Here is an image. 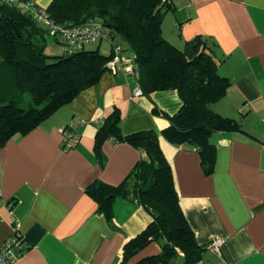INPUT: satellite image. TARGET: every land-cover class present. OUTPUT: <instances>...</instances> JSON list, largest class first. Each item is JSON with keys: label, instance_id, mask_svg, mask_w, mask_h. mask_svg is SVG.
Here are the masks:
<instances>
[{"label": "crops", "instance_id": "obj_1", "mask_svg": "<svg viewBox=\"0 0 264 264\" xmlns=\"http://www.w3.org/2000/svg\"><path fill=\"white\" fill-rule=\"evenodd\" d=\"M162 1L174 6L164 14V36L181 48L197 35L208 38L218 72L229 81L212 108L237 125L211 134L213 172H205L195 146L171 143L161 133L170 125L165 114L182 107L176 89L133 96L139 75L106 70L32 131L0 145V246L15 234L25 239V252L13 264H122L125 244L152 221L137 200L117 197L110 223L87 191L97 180L118 185L146 157L113 139L97 154L96 133L115 109L124 137L159 133L197 241L223 238L221 253L208 250L197 264H264V0ZM51 2L38 0L43 7ZM102 43L94 44L100 50ZM67 126L79 141L64 150L59 130ZM147 256L143 249L126 264Z\"/></svg>", "mask_w": 264, "mask_h": 264}, {"label": "trees", "instance_id": "obj_2", "mask_svg": "<svg viewBox=\"0 0 264 264\" xmlns=\"http://www.w3.org/2000/svg\"><path fill=\"white\" fill-rule=\"evenodd\" d=\"M172 8L162 0H52L46 7L57 23L77 25L97 20L110 28L112 37L120 33L129 44L128 49H123L137 55L139 83L144 92L171 88L179 92L182 107L173 115L165 114L170 125L161 133L171 143L195 146L205 172L210 174L216 159L211 134L237 125L234 119L208 107L225 94L229 81L218 72V63L208 51V38L197 35L179 48L164 37V14ZM47 34L19 4L0 3V145L17 133L32 131L54 110L95 85L114 53V46L108 55L85 46L74 53L64 51L55 56L47 51ZM54 43L59 44L56 40ZM26 93L33 95L29 108L22 106ZM154 111L162 113L157 107ZM120 122L119 109L102 122L95 136L97 154L107 139H113L143 149L146 157L140 158L118 185L97 180L87 191L110 223L115 218L116 198L130 193L152 215L148 226L125 244L122 264L158 240L164 243L161 253L147 256L138 264H172L180 253L183 264H197L208 251L209 242L197 241L181 208L159 133L146 130L124 137Z\"/></svg>", "mask_w": 264, "mask_h": 264}, {"label": "built area", "instance_id": "obj_3", "mask_svg": "<svg viewBox=\"0 0 264 264\" xmlns=\"http://www.w3.org/2000/svg\"><path fill=\"white\" fill-rule=\"evenodd\" d=\"M0 3L7 5L19 4L23 10L31 14L42 27H44L52 39L63 46L66 53H74L88 44L97 43L107 38L112 40L110 28L97 20H89L77 25H66L52 20L46 7L39 5L38 0H0ZM113 56L107 62V70L117 73L123 70L132 75H140V68L136 63V53L133 50L127 52L122 45H114ZM144 90L139 82L134 86L132 95L141 96ZM69 126H72L70 124ZM67 127L59 131L63 135L61 146L64 150L73 148L79 141L75 131L68 130ZM223 238L214 237L209 241L208 250L221 253ZM25 252V239L21 234H15L7 239L0 246V264H13Z\"/></svg>", "mask_w": 264, "mask_h": 264}, {"label": "rangeland", "instance_id": "obj_4", "mask_svg": "<svg viewBox=\"0 0 264 264\" xmlns=\"http://www.w3.org/2000/svg\"><path fill=\"white\" fill-rule=\"evenodd\" d=\"M177 34L179 35V31L177 32ZM47 36H48V38H47L48 39L47 51L49 53L55 55V56L56 55L59 56V55L63 54L64 53L63 46L61 44L54 43V40L51 38V36L49 34H47ZM113 36L114 37H113L112 40L107 39V38L102 39L103 43H102V46L100 48V52H102L103 54L108 55L112 51V47L114 45H122V47L128 49L129 44L126 41V39L120 33H114ZM165 38H167V37H165ZM171 38H172V36L168 35V40L170 42L174 43L173 41L170 40ZM97 48H98V44H94V43H91V44L86 46L87 50H92V49H97ZM179 48H181V47H179ZM23 95H25V97H24V103H23L22 106L24 108H29L33 104V99H32L33 95L28 94V93L23 94ZM131 196L132 195L130 193L129 196L126 197V198H130L131 199ZM146 218H147V216H146ZM148 224H149V221L147 220L146 221V225L144 227H141L139 229V231H137L136 235L138 233H140L141 231H143L148 226ZM163 244H164L163 241H160V240L152 241L144 248V250H146V253L150 254V255L159 254L162 251ZM156 264H161V262L156 263ZM172 264H183V260L176 258V259L173 260Z\"/></svg>", "mask_w": 264, "mask_h": 264}, {"label": "water", "instance_id": "obj_5", "mask_svg": "<svg viewBox=\"0 0 264 264\" xmlns=\"http://www.w3.org/2000/svg\"><path fill=\"white\" fill-rule=\"evenodd\" d=\"M208 107L211 108L212 107V104H209Z\"/></svg>", "mask_w": 264, "mask_h": 264}]
</instances>
